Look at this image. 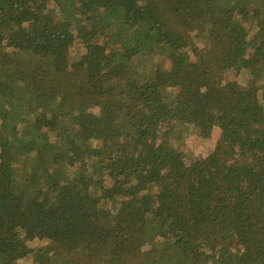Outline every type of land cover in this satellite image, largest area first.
Here are the masks:
<instances>
[{"label":"trees","instance_id":"obj_1","mask_svg":"<svg viewBox=\"0 0 264 264\" xmlns=\"http://www.w3.org/2000/svg\"><path fill=\"white\" fill-rule=\"evenodd\" d=\"M180 125L219 132L207 158ZM35 238L47 264H264V0H0V264Z\"/></svg>","mask_w":264,"mask_h":264},{"label":"rangeland","instance_id":"obj_2","mask_svg":"<svg viewBox=\"0 0 264 264\" xmlns=\"http://www.w3.org/2000/svg\"><path fill=\"white\" fill-rule=\"evenodd\" d=\"M83 50L82 45H75L72 48V54H79L80 51ZM153 61V60H152ZM230 72L229 77L237 79L236 77L232 76ZM245 77L241 76L240 80L243 81ZM219 137V132L212 131V133L205 137L200 134L199 130L197 128H194L193 126H187V125H180L177 127L175 134H174V143L178 147L184 149V151L192 156L193 158H207L213 148L214 145ZM28 245L30 247L35 248L34 254L32 253L31 256L24 258L21 261V264H47L48 258L51 256L49 254L54 251L55 245L52 243L49 239H39L35 238L33 240L28 241ZM40 249H45L47 252L50 251L47 255L40 252Z\"/></svg>","mask_w":264,"mask_h":264}]
</instances>
